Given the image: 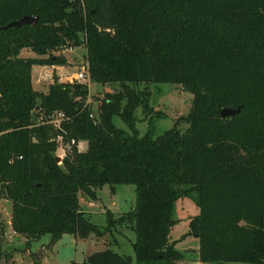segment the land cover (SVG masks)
<instances>
[{
	"label": "trees",
	"instance_id": "16d2710c",
	"mask_svg": "<svg viewBox=\"0 0 264 264\" xmlns=\"http://www.w3.org/2000/svg\"><path fill=\"white\" fill-rule=\"evenodd\" d=\"M23 16L36 21L5 27ZM70 47H84L92 83L120 84L98 116L85 82L55 76L45 92L33 88L32 67L66 65ZM25 48L35 56H20ZM152 82L192 94L178 119L185 130L137 134L135 109L150 113V94L128 83ZM224 107L240 109L222 117ZM56 111L58 126L35 121ZM120 183L134 184L135 205L116 217L107 209L101 229L79 194L95 201L97 187L114 193ZM0 197L25 247L45 234L48 245L64 234L101 236L116 224L135 232V262L106 247L65 264L187 260L168 237L183 197L198 208L185 235L198 239L199 261L264 264V0H0Z\"/></svg>",
	"mask_w": 264,
	"mask_h": 264
},
{
	"label": "rangeland",
	"instance_id": "374dc122",
	"mask_svg": "<svg viewBox=\"0 0 264 264\" xmlns=\"http://www.w3.org/2000/svg\"><path fill=\"white\" fill-rule=\"evenodd\" d=\"M67 59L66 65H55L52 68L47 65H34L32 69L33 88L45 92L49 82L53 77L60 81L73 80L71 77L75 71L79 70L85 63L84 47L73 48V51H63ZM20 56H35L29 49H23ZM45 66V67H44ZM75 81V80H73ZM88 85L87 101L91 107V112L98 116V106L100 100L106 92H113L120 88L119 83H109L101 85L85 81ZM136 89L147 88L149 91L150 113H145L141 106L135 109V129L139 136L148 134L155 138L165 130L176 125L181 131L188 127V123L180 119L187 115L192 104V94L183 89L179 84L170 82L139 83L137 85L128 83ZM178 120V121H177ZM113 123L132 134V131L122 121L118 115L112 118ZM60 144L56 150V155L62 157L65 147ZM115 192L111 193L107 184L97 187L95 201L88 200L82 193L79 194V201L84 211L87 212L89 220L101 229L107 224L105 211L107 209L118 216L120 213L130 210L135 205L134 184L120 183L114 185ZM198 212L197 206L189 197L178 198L174 203L172 218L175 220L168 235L170 241H174L176 249L186 255V264H196L194 259L198 255V239L191 235H185L188 230L189 218ZM10 201L0 197V264H65L71 260L82 262L85 255L109 247L119 253L129 255L132 262H135L132 243L135 240V232L128 225L116 224L112 231L101 236L90 233L86 238L74 237L71 234H64L52 245H48L50 236L42 235L40 238L32 240L29 247H25V240L13 234L9 223ZM3 232L5 233L3 235ZM7 234L13 237L8 238ZM3 237V238H1ZM5 253H7L5 255ZM13 259L15 261H13ZM82 260V261H81ZM198 264V263H197ZM200 264H217L200 262ZM224 264H248L245 262H227Z\"/></svg>",
	"mask_w": 264,
	"mask_h": 264
},
{
	"label": "built area",
	"instance_id": "2783aa9c",
	"mask_svg": "<svg viewBox=\"0 0 264 264\" xmlns=\"http://www.w3.org/2000/svg\"><path fill=\"white\" fill-rule=\"evenodd\" d=\"M68 51L72 52L73 48L72 47L68 48ZM71 77H73L72 78L73 80L79 81V82H85V81L89 80L87 62L85 61V63L81 66V68L79 70L75 71ZM73 80L69 79V81H73ZM93 116H94V114L91 113L90 117H93ZM63 117H64V115L62 112L56 111V112H53L47 116L43 115V114H39L37 117H35V121L37 123L49 122V123L53 124L54 126H58L60 120H62ZM71 143H74V140H71ZM77 146L79 149H82L79 142H78Z\"/></svg>",
	"mask_w": 264,
	"mask_h": 264
},
{
	"label": "water",
	"instance_id": "95a60500",
	"mask_svg": "<svg viewBox=\"0 0 264 264\" xmlns=\"http://www.w3.org/2000/svg\"><path fill=\"white\" fill-rule=\"evenodd\" d=\"M35 21H36L35 17L23 16V17H21L18 20L9 22L5 27H8V26H19V25L27 24V23L34 24ZM239 109H240V107H236V108L224 107V108L221 109L220 115L222 117L233 115V114L237 113L239 111ZM55 159H56V161H59L60 157L58 155H55ZM84 264H86V263H84Z\"/></svg>",
	"mask_w": 264,
	"mask_h": 264
},
{
	"label": "crops",
	"instance_id": "0c3cea01",
	"mask_svg": "<svg viewBox=\"0 0 264 264\" xmlns=\"http://www.w3.org/2000/svg\"><path fill=\"white\" fill-rule=\"evenodd\" d=\"M45 67V66H44ZM51 67V69L52 68H57L58 66H50ZM32 69H33V67H32ZM32 78H33V74H32ZM61 80V79H60ZM81 147L82 148H85V142L84 141H82L81 142ZM3 199H5V198H3ZM10 218H11V205H10V217H9V223H10ZM10 226H11V223H10ZM11 229H12V227H11ZM12 231H13V229H12ZM5 233L3 232V235H4ZM13 234H17L16 232H14L13 231ZM8 235V238H12L13 236L11 235V234H7ZM17 235H19V234H17ZM20 236V239L22 240V241H24L25 239H24V237L23 236H21V235H19ZM1 238H3V237H1ZM88 255H85L83 258H82V260H84V258L85 257H87ZM198 256V255H197ZM81 260V261H82ZM13 261H15L14 259H13ZM74 261H76V260H74ZM186 260H183V261H178V262H176V263H174V264H186V262H185ZM77 262V261H76ZM194 262H196V264L198 263V264H200V262L201 261H199L198 260V257L196 258V259H194ZM80 263V262H79Z\"/></svg>",
	"mask_w": 264,
	"mask_h": 264
}]
</instances>
